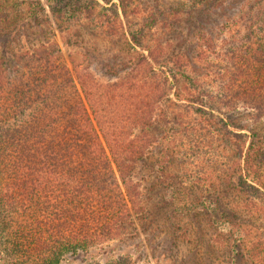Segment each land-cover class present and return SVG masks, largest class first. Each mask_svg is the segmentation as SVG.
<instances>
[{
  "label": "trees",
  "instance_id": "trees-1",
  "mask_svg": "<svg viewBox=\"0 0 264 264\" xmlns=\"http://www.w3.org/2000/svg\"><path fill=\"white\" fill-rule=\"evenodd\" d=\"M45 1L62 20L78 22L84 15L107 36L125 38L134 54L125 61L124 76L99 82L92 71L72 68L57 42L22 41L35 35L26 28L37 15L17 6L18 0H0V264H152L111 253L116 242L138 232L132 209L141 207L137 199L147 188L142 171L154 172L149 186L154 185L158 171L164 174L177 159L184 163L189 157L173 144L181 129L169 135L165 131L184 115L175 109L219 128L218 136L225 137L241 161L237 170L225 165L212 179L232 181L245 196L244 208L264 216V135L246 116L238 121L220 111L201 86L195 60L222 42L227 62L223 70L229 75L220 90L232 91L255 123L263 121L264 0H245L243 36L238 31L217 41L203 30L195 55L179 49L182 45L177 50L167 46L169 30L190 9L204 11L212 0H193L169 10L158 0L139 26L130 19L133 0ZM157 71L154 83L150 76ZM157 120L166 129L155 134ZM221 147L218 143L216 156L223 155ZM209 164L196 181L204 182V175L216 169V160ZM164 181L176 211L207 216L215 228L228 233L235 252L231 264H264L263 234L223 218L216 198L189 197L183 181ZM239 253L242 263L236 261Z\"/></svg>",
  "mask_w": 264,
  "mask_h": 264
},
{
  "label": "rangeland",
  "instance_id": "rangeland-1",
  "mask_svg": "<svg viewBox=\"0 0 264 264\" xmlns=\"http://www.w3.org/2000/svg\"><path fill=\"white\" fill-rule=\"evenodd\" d=\"M192 1L159 0V4L169 10L170 6L176 7L181 3L189 6ZM156 2L158 3V0L132 1L131 9L134 11L130 14V19L134 25L139 26L142 23L143 17L149 14L150 7ZM18 3L17 6L25 7L24 11H28V14L37 15L36 19H30L29 27L26 28L27 32L33 31L35 35L24 36L22 41L29 43V41L45 39L57 42L62 48L64 58L72 68L78 66L80 69L92 71L99 82L110 83L124 76L125 61L134 54V51L126 46L125 38L107 36L102 33L97 24L84 15L78 18V22L62 20L60 16L52 13L45 0H18ZM244 6L245 0H220L219 2L212 0L204 11L190 9V13L179 23L177 21L171 25L169 30L171 42L167 46L175 47L177 50L178 46L182 45L179 49L182 51L186 49L189 54L195 55L198 36L203 33V30L217 41L223 37H230L231 33L238 34V31L243 32H239L238 36H243L247 27L246 18L243 17ZM222 45L221 42V45L213 52L209 51L206 57L195 59L202 74L201 86L209 90L208 92L213 96L212 101L222 113L226 112L228 116L232 114L233 120L238 121H242L246 116V121L248 120L250 125H254L264 135V120L255 123L252 116L247 115V112L243 113L244 105L235 99L232 91L220 90L224 89L223 85L229 75L223 70L227 62L222 59L225 50V46L222 47ZM117 75L119 78H116ZM150 79L158 83V71L151 74ZM175 112L181 113L180 116L183 113L184 115L179 117L180 122L173 120L169 123L168 132L165 130V125L158 120L153 125V130L155 134L165 130L169 135L172 130L181 129L173 144L181 151L186 150L189 157L184 163L177 159L178 162L172 163L167 168V172H163L164 174L158 171L160 177L158 176V182L154 185L149 186V182L155 180L154 172H151L149 168L142 171V177L145 180L143 182L147 188L142 190V196L137 199H140L138 202L141 207H137V210L135 207L132 209L138 232L125 242H116L111 255L123 252L133 257L148 259L152 264H231L235 252L232 251L231 243L229 244L228 233L215 228L207 216L181 214L176 211L174 203L166 192L164 180L171 177L174 181H183V185L188 190L184 193L186 196L197 198L206 195L211 199L216 198L219 201L218 211L223 218L247 225L249 229L252 228L263 235L264 216L252 214L244 208L245 196L235 188L232 181L220 182L218 179L216 181L212 179V177L216 179L221 174L220 171L225 165L227 167L233 165L231 169L237 170L238 163L241 161L240 154L225 137L218 136L219 128L215 127V124L203 125L202 122L193 121L194 116L191 113L187 116L183 108L175 109ZM185 126H189L190 135L186 136ZM229 129L231 126L226 128V131L229 132ZM244 132L249 133L248 130ZM215 138L219 141L215 142ZM217 142L225 146L220 148L222 156L215 155ZM210 159L217 161L214 166L216 169L204 175V182L196 181V177L202 172L200 170L203 167H210ZM150 160L155 161V157ZM97 255L98 259L104 257L102 252H98ZM236 258L238 263H242L241 253L236 254Z\"/></svg>",
  "mask_w": 264,
  "mask_h": 264
}]
</instances>
